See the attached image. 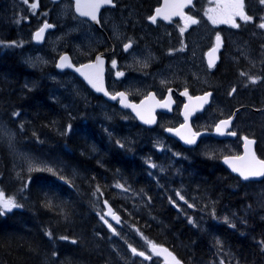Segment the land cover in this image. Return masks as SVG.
<instances>
[{
    "label": "trees",
    "instance_id": "16d2710c",
    "mask_svg": "<svg viewBox=\"0 0 264 264\" xmlns=\"http://www.w3.org/2000/svg\"><path fill=\"white\" fill-rule=\"evenodd\" d=\"M131 1L144 9L142 16L154 2ZM42 3V9L54 4L49 0H42ZM160 3L158 0V5ZM197 6L196 2L189 12L194 14L192 11H197ZM5 20L0 23V121L13 132L14 142L10 146L9 139L0 136V189L7 196H15L22 207L0 215V264H160L163 259L159 255L154 257L155 260H148V256L133 254L128 246L134 245L137 251H141L143 245L140 241L133 243L112 235L101 222L96 205L92 203L93 192L95 187L99 188L104 198L116 208V201L124 193L116 187V181L133 186L137 192L143 191L150 200L149 205L143 202L138 205L129 196V200L135 203L126 212L125 229L139 239L143 237L144 241L165 245L185 264H211V259L219 264L223 253L219 251L221 242L218 236L229 240L227 242L233 250L243 248L236 251L235 256L242 258L244 264L262 260L255 244L245 242L249 236L247 233L253 231L256 222L249 217L246 223L242 220L236 225L212 223V228L204 231L201 224L184 219L181 206L170 204L168 192H160L163 190L161 185L157 186L149 178V172H158L149 166L147 160L158 163V151L153 145L150 142L124 143L119 139L123 134L122 127L98 122V114L94 111L82 114L77 107H65V99L57 92L58 83L47 76L48 69L30 65L22 47L5 45L22 39L18 19L10 27ZM35 23L34 19L31 27ZM227 25L224 30L222 26L210 24L209 46L222 32L225 40L240 36L237 29V33L235 29L232 33L230 30L234 27ZM240 65V62L227 58L223 50L209 75L210 88L216 89L219 95L230 82H237L239 73L246 68L244 62L242 68ZM263 72L258 71L259 74ZM224 93L231 101L228 89ZM242 98L236 105L264 107L263 91L259 96L243 92ZM255 114L254 110L250 112L251 116ZM247 135L256 139L257 153L264 158L263 137L257 132ZM13 145L31 153L42 163L41 169L49 167L56 174L41 170L29 172L24 164L16 163ZM181 148L178 144V151ZM141 153H145L146 160L141 158ZM49 200L52 207L45 206ZM178 201L186 206L182 199L178 198ZM49 232L51 236L47 235ZM237 233L244 234L237 239Z\"/></svg>",
    "mask_w": 264,
    "mask_h": 264
},
{
    "label": "flooded vegetation",
    "instance_id": "af4514ba",
    "mask_svg": "<svg viewBox=\"0 0 264 264\" xmlns=\"http://www.w3.org/2000/svg\"><path fill=\"white\" fill-rule=\"evenodd\" d=\"M49 1L52 2L51 0ZM63 2L68 3L69 7H71L70 14L75 16H73L74 21L72 24L77 22L78 32L82 33L86 31V35L90 36L89 41L95 44L90 53L84 56H78V58H74L69 48L63 50V53L69 52L73 63L75 65H81L94 60L97 53L103 52L106 60V88L111 95L124 92L130 101L140 103L152 93L155 102L160 101L158 103V109L156 110L155 123L151 125L142 124L129 108H122L120 106V98L113 101L109 100L104 95L96 93L80 76L69 69L58 70L65 74H72L77 80L82 96H84L85 102L89 106L88 110L98 113V122L118 124L122 127L123 136H129L135 142H152L158 144V146L161 145V150L158 148V173L161 169L160 165H163V168H166L164 174L168 180L173 183H179L182 176L184 178L187 177V185L189 188H193V190L194 188L199 189V186L202 188V186L218 182L216 187L224 188L226 191H239L238 195H243V192L240 190L264 180V177L259 182L256 180H244L241 176L229 170L224 164V158L226 156H239L242 154L244 138L249 137L244 131L246 125L242 124L243 111L250 110L251 112L252 109L247 104L232 105V103H226L223 101L225 99L224 95H221V98H219L218 91L210 88L212 87V82L209 85L210 78L207 77V73L209 71V75L212 74V69L208 67L205 53L211 46L204 45L201 56L193 55L182 63L188 69L186 72L178 71L175 73L172 67L168 72L164 71L160 75L158 73V69L162 67V63L164 65L163 60L166 55L175 57L174 54H170L171 52L167 54L169 50L171 51L174 48L172 46L176 45V31L173 27L175 25H179L180 28L184 27L186 22L185 18L177 17L172 19L170 23H167L157 17V21L153 23L149 20V17L153 16L155 10L158 8V0H154L152 3L153 6L147 9L145 16H142L144 9H142L140 4L135 6L131 0H113L115 3L114 6H105L101 9V27H96L88 19L75 14L73 0H61L60 2L52 3L61 4ZM117 4L120 7L116 8ZM131 11L135 16H130ZM187 16H191L199 21L198 17L190 15L189 12L185 17ZM123 18L125 22H123V26L121 27L119 24L123 21ZM54 22L56 25L54 30L58 27L62 28L58 19ZM114 24L118 25L122 33L125 34L123 40H119L120 38L116 40L113 37L112 25ZM193 27H201L200 22L195 25L189 24L183 32V35L187 36L188 31ZM202 32H207V29H202ZM165 36L168 37L166 38ZM48 37L49 35L46 37V42ZM129 41H132V47L125 50L124 45ZM183 42L184 48H181L180 53L176 55L177 57L183 55L189 56L194 52V50H190V47L194 44L192 39L187 38ZM223 43L224 41L221 38L219 55L222 53ZM166 48L169 49L167 52ZM142 53L147 62L146 67H141L136 58V55L139 57ZM113 60L116 61L115 67L112 66ZM200 66L203 69H198ZM196 69L198 70L196 71ZM154 71L156 72L154 73ZM118 72H123L124 75L117 76ZM161 81L165 83L162 84ZM186 89L187 95L184 94ZM209 90L213 91L212 102L202 112H197L192 117L191 125L194 131H211L220 119L231 116L238 107L245 106L236 113L231 128L227 130L228 134L235 132L236 135L225 138L203 136L196 145L185 147L178 139L168 133V129H174L184 122L182 109L188 98H190L189 96L200 95ZM217 97L219 98L218 103L216 102ZM161 104H167L168 107H160ZM215 105H223L226 110L225 113L220 114L217 120H212L210 119V110ZM147 119H150V117ZM178 144L182 146L180 151L177 149ZM141 158L145 160V153H141ZM158 182H161L160 176H158ZM224 197L228 200L230 199L229 195ZM223 201L221 199L219 205L223 204ZM234 206L236 207V205ZM233 215L240 220L248 214L238 209ZM249 217L253 222H256L257 228L260 227L264 230V207L261 209H253L251 214L246 218ZM242 234L244 233H237L236 238L238 239V236ZM247 235L250 236V233H247ZM250 237L253 236L251 235ZM245 242L255 244V249L260 252L262 259L258 261L256 259V262H259L258 264H264V243L257 237L254 239L248 238ZM242 250L243 248L240 247L236 251Z\"/></svg>",
    "mask_w": 264,
    "mask_h": 264
},
{
    "label": "rangeland",
    "instance_id": "374dc122",
    "mask_svg": "<svg viewBox=\"0 0 264 264\" xmlns=\"http://www.w3.org/2000/svg\"><path fill=\"white\" fill-rule=\"evenodd\" d=\"M196 1L198 9H196L197 11H192L194 14L191 13L190 15L199 18L201 27H193L188 31L187 36L181 33V28L179 25H175L173 27V29L176 31L177 46L173 45L172 47L174 48L171 51L166 48V52L167 50H169L167 54L171 52L170 54H174L175 57L173 58L167 55L164 57V65L162 63V67L158 69L159 75L160 73L163 74L164 71L168 72V70H170L172 67L174 68L173 70L175 71V73L178 71L186 72L188 69L182 63H184V61H187L188 58H191V56L193 55L201 56L203 54L204 45L207 44V46H209L208 33L210 31L209 26L212 21L208 18V16L212 15L217 19L226 18V13L228 11L227 6L231 3V0ZM32 4H36L37 7L33 9ZM43 5L44 3H42V0H27V2H25V0H0V11L4 12H0V23H2V20L5 18L6 20L4 21V23H6L8 27H10L13 23H15V19L17 18L18 22L20 23L18 25V29H20V31L22 30V32L19 31L20 35L22 34V39L20 40V42H9L5 45H18L22 47L25 52L24 57H26L30 65L40 67L43 70L48 69L47 76L53 82L55 81L56 83H58L57 92L58 94H60V97L65 99L64 106H69L71 109H75L77 107V109H80L83 114V112L88 111L89 106H87L85 98L84 96H82L79 83L72 76V74L59 72L55 67V63L58 56L63 53V50L65 49L69 48L74 58H78V56H84L85 54L90 53L95 44L89 41L90 36L86 35V31L82 33L78 32L77 22L75 24H72L75 16L70 14L71 7H69L68 3L63 2L61 4H51L48 5V7L45 9H42ZM245 11L248 15L253 16L254 20L245 23L237 17L236 22L240 24V27H234L230 30L232 33L234 29L235 33H237L238 30L240 32V36H232V38H230L229 40H225L223 36L224 33H221L222 39L224 41L222 51L224 50V54L226 55V57L234 60L235 62H240L241 68L243 67V62L246 64V68L244 67V71L242 73H246L247 75H241V73H239L237 82H230L225 86V88L222 89V93L218 95L219 98H221V95H224L225 97L226 95L224 92L228 89L229 96L232 100L230 101L225 97L223 101L230 104L232 103V105H235L236 103L243 100V92L245 94H256V96H259L260 91L264 92V72L261 74L258 73L259 70H264V29H260L257 26L261 22L260 18L264 17V5H261L258 0H245ZM206 13L208 14L206 15ZM7 14L9 16H15L16 18L12 19L7 16ZM3 16L5 17L2 19ZM130 16L133 17L135 16V14L131 11ZM201 16L203 21L201 19ZM34 19L36 20V23L33 27H31V22L34 23ZM57 19L59 21V24L62 25V28L58 27L56 30L49 32L47 34L49 35L47 42L45 41L42 45L36 44L33 41L34 31L41 27V25L45 21L49 20L50 22L55 24L54 21H56ZM135 21L137 20L135 19ZM123 22H125L124 18L123 21H121L119 24L121 27L123 26ZM24 23L26 25H24ZM214 25H217L219 27L222 26L224 30H226L224 26H229L226 23H216ZM112 28L113 37L116 40H118V38H120L119 40H123L125 34L122 33L121 28L116 24L112 25ZM25 29L26 31H23ZM202 29H207V32H202ZM19 32H17V34H19ZM224 32H226L227 34L229 31ZM232 33L229 32V34ZM245 34H248L245 39L240 38ZM165 37L167 38L168 36ZM187 38L193 40L194 44L190 47V50H194V52H192L189 56L183 55L181 57H177L176 55L180 53L181 48H184L183 40L185 41ZM29 40H31V42H29ZM136 58L138 59L139 65L141 67H145L144 65L147 64V62L144 54L142 53L141 55H139V57H137L136 55ZM165 65H167L168 67ZM198 69L203 68L202 66H200ZM198 69H196V71ZM155 72L156 71H154V73ZM204 72L207 73L206 70H204ZM207 77L210 78L209 71L207 73ZM249 77H257L258 79L256 83H251ZM210 82L211 81L209 79V85H211ZM232 89H235V92H232ZM218 97L216 98L217 103L219 100ZM247 97L248 95L245 96V98ZM225 110V106L223 105L212 106L210 110V119L217 120L220 114L225 113ZM94 113L98 114L96 111H94ZM93 116L95 115L92 113L91 117L93 118ZM242 124L246 125V127L244 128L246 135L249 132H257L260 136L263 137V145L261 146V148L264 150V114H255V116H251L250 110L243 111ZM0 128L5 129L9 133L8 136L4 137H7L9 139L11 146L14 142L12 141L13 132L9 130L6 125L2 123V121H0ZM119 139H122L124 143L134 142V139L130 138L129 136L124 137L123 134L121 135V138L119 137ZM150 143L157 151L158 148L161 150V145L158 146V144L152 142ZM13 148L16 155V163L24 164L26 169H28L29 163H31L37 169H41L42 163L36 160L31 155V153L23 151L19 146L13 145ZM146 159L147 156L145 160ZM147 160L151 168L158 169V163H155L149 159ZM152 165H156V167H153ZM160 168L161 169L159 170V173L149 172V178L152 179V181H154L158 186V176H160L161 182L159 183L163 190L159 191H167V201L173 206L179 204L182 208L184 219H188L190 223L193 224H201V227L203 228L202 230L204 231H208L209 228L211 229L212 223H225L228 226L236 225L238 222L241 223L242 220L243 223H246V217L251 214L253 209H261L262 207H264V180H262L261 183L258 181L259 183H254L253 185H249L243 190H240L243 192V195H238L239 191H226V189L224 188L221 189L219 187H216L218 185V182L210 183V185L202 186V188L199 186L200 190L198 188H194L193 190V188H189V186L187 185V177L184 178L182 176L179 183H173L165 177L164 172L166 171V168H163V165H160ZM117 184H121L124 186L123 188L117 187L124 193L116 201V210L114 209L115 212L122 216L120 218L121 224L119 226H116L108 219L106 214V207L104 206V202L107 201V199L104 198L105 196L101 194V192L97 191V188L95 187V190L93 192L94 199L92 200V203L96 205V212L100 220L101 216H104L108 223L112 225V228L115 229L114 233L112 229L108 227V224H106L104 220H101L103 225H106L110 229L112 235L120 236L126 241H132L133 243L140 241V243L143 245L141 251L147 254L148 260L154 259V257L158 255V252L152 248L151 244L153 243L148 240L144 241L143 237L139 239L135 234L130 233L125 229V217L129 206H132V203L135 202L138 205L141 204V202H143L144 204L148 203L149 205L150 200L147 194H145L143 191L137 192L136 190H134L133 186H127L124 182L121 181H116L115 185ZM183 190H186V192H184ZM226 195H229V200L224 197ZM129 196H132L135 202L130 201ZM181 196H183L184 199L182 200L184 201L186 206H183L179 203L178 198H180ZM221 199H223L224 201L223 204L219 205ZM232 204L236 205V207ZM238 209L243 210L248 215H246L245 218L240 217L241 219L239 220L235 215H233L236 211H238ZM247 222H250V219L247 220ZM253 227V231L249 232L253 235V237H247L249 239H254L255 237H257L262 242H264V230L260 227L257 228L256 225ZM209 232L212 233L211 230ZM209 232L208 235H211ZM217 239L221 242H218L220 245L219 251L223 253L219 264H221V262H223V264H244L242 258L235 256L238 254V252L232 249L231 244H228L227 241L229 240L226 241L221 236H218ZM141 240H143L144 243L141 242ZM128 247L130 251L135 248L134 245H129ZM210 262L211 264H215L214 259H211ZM160 264L165 263L161 261Z\"/></svg>",
    "mask_w": 264,
    "mask_h": 264
},
{
    "label": "snow or ice",
    "instance_id": "6c2138e0",
    "mask_svg": "<svg viewBox=\"0 0 264 264\" xmlns=\"http://www.w3.org/2000/svg\"><path fill=\"white\" fill-rule=\"evenodd\" d=\"M25 2H27V0H25ZM258 2L261 5H264V0H258ZM112 3H113V0H86V2H85V0H76L75 10L77 13L80 14V16L89 17L91 20L99 23V20L97 17V12L99 11L100 7L103 5H111ZM191 3H192V0H183L182 3L177 5V7L180 9H183L185 6H187ZM36 7H37L36 4H32L33 9H35ZM227 8H228V11L226 13V18L217 19V18L213 17L212 15H209L208 18L212 21L213 24L226 23V24H231V26L235 27V28L240 27V24H238L236 22L237 17L240 20L244 21L245 23L254 20V17L251 15H248L247 12L245 11V0H231V3L227 6ZM207 14L208 13H206V15ZM171 15H180V16L185 18V21H186L185 26L180 29L182 34L185 31V29L188 27L189 24L195 25V24L199 23V21L197 19H195L191 16L185 17L184 13L182 11L172 12ZM171 15L165 14L162 11V9L158 8V9H156V14L153 16H150L149 20H151L153 23H155L157 21L158 16H163V18L167 20V19H171ZM260 19H261V22L257 26L260 29H264V17H261ZM51 27H53V26L45 23L44 26L41 27L35 33L34 38L38 41L41 40L43 38V33H44L45 29L51 28ZM216 40H217V45L209 53L210 57L212 56L213 53H215L218 50V48L220 46V42H221V37L219 35H217ZM131 47H132V41H129L128 43H126L124 45L125 50H128ZM96 62H97V65H101V66L103 65V60L101 59L100 56L96 57ZM94 66L95 65H91V64L90 65H82L81 68H77L76 71L80 72L81 75H83L84 78L88 81V83L91 84L92 87L96 89V91L104 92V94L106 96L110 95L101 85L97 84L96 80L94 79V77L92 75H89L88 73H85L82 71L83 68H92ZM112 66L113 67L116 66L115 60L112 61ZM144 66L146 67L147 64H145ZM208 66L214 67L215 66V60L210 58ZM57 67L65 68V67H73V65H72L69 57L67 55H63V56H61L60 63L57 65ZM123 75H124L123 72L117 73V76H123ZM241 75H247V74L241 73ZM257 79H258L257 77H249V80L251 83H256ZM161 83L163 84L165 82L161 81ZM232 92H235V89H232ZM184 94L187 95V89L185 90ZM210 96H211V93H205V95L203 97L197 98V99L202 101L201 107L203 106V104L208 103V98ZM118 97L121 98L120 103L124 107H130L134 111H136V105H133L131 103H126V100H127V94L126 93L120 92V93H117L115 95L110 96V98L113 100H116ZM190 99H191V97H190ZM160 107H168V105L167 104H161ZM14 115H18V114H14ZM137 115L138 116L140 115V113L138 111H137ZM140 118L142 120H144V123H146V124L155 123L154 118L153 119H144L143 116H141ZM185 119L187 120V115H186ZM229 124H230V120L221 121L220 124L217 125L216 131L218 133L223 134L224 128H226ZM69 128H70V126H69ZM169 131H171V129H169ZM229 134L233 135V136L236 135L235 132H231ZM8 135H9V133L5 129L0 128V136H8ZM198 135H199V133H191L190 137H182V139H185V142L188 144H194L196 142L195 138ZM244 139L246 141V146L248 144H254L255 143V141L249 140L247 137H245ZM117 143H119V141ZM121 146H123V145H121ZM252 158L255 161V166H250L246 169H241V168L232 166L233 171L239 172L240 176L243 177L244 180H248L250 178H256V177H264V160H257L254 153H253ZM237 159H240V158H237ZM225 162L229 163V158L226 157ZM152 166L156 167V165H152ZM35 170L48 171V172H53L54 174H56L52 168L45 167L43 169H37L31 163H29L28 171L32 172ZM60 179H64V177L60 176ZM25 187H27V185H25ZM116 187L123 188L124 186L121 184H117ZM97 191H99V188H97ZM178 195H179V193H178ZM180 199H184L183 196H181ZM105 203L107 204V201H105ZM45 206L46 207H52L53 206L52 201L49 200ZM20 207H22V205L17 203L15 196H6L4 191L2 189H0V215L5 214L6 212H11L13 209L20 208ZM108 215H111L112 218L114 220H116L117 223L120 222L119 217L117 215H115V213L112 212L111 208H109ZM225 219H227V218H225ZM101 220H104V222L106 224H108V227L110 229H112V231L115 233V229L112 228V225L108 223V221L104 218V216H101ZM47 235L51 236V232L47 233ZM61 239H68V237H61ZM73 243H75V241H73ZM262 243H264V242H262ZM152 247L155 249L157 246L152 245ZM163 251L167 252V249H163ZM132 252H133V254H138L140 256L145 255L143 252L137 253V250L135 248L132 249ZM169 255L171 256V253H169ZM172 259L174 261V264H181V262L178 259H176L174 256L172 257ZM221 264H223V262H221Z\"/></svg>",
    "mask_w": 264,
    "mask_h": 264
},
{
    "label": "water",
    "instance_id": "95a60500",
    "mask_svg": "<svg viewBox=\"0 0 264 264\" xmlns=\"http://www.w3.org/2000/svg\"><path fill=\"white\" fill-rule=\"evenodd\" d=\"M52 2L54 3H57V2H60L61 0H51ZM194 1L195 0H192V3L185 6L183 9H180L177 7V5H179L180 3L183 2V0H161V3L160 5H158V8L159 9H162V11L165 13V14H168V15H171L172 12H179V11H182L184 13V16L187 15V9L189 7H192L194 5ZM74 2V12L76 15H78L79 17H82V18H86L88 19L94 26L96 27H101L100 26V12H101V9L104 8L105 6H114L115 3L113 2L111 5H103L100 7L99 11L97 12V17H98V20H99V23H97L96 21H93L91 20L89 17H84V16H80L79 13L76 12L75 10V2L76 0H73ZM86 2V0H85ZM157 8V9H158ZM156 14V10L154 12L153 15ZM184 18L180 15H171V19H164L163 16H158V19H161L167 23H170V21L174 18ZM47 23V24H50L52 25L53 27L51 28H47L45 29L44 33H43V38L41 40H36L34 37H35V33L41 28L44 26V24ZM41 27H39L37 30L34 31L33 33V41L38 44V45H42L45 40H46V37H47V34L49 31H52L56 28V25L50 21H45ZM217 45V40H216V43L211 46L205 53V57H206V61H207V64L209 63V59H214L215 60V66L217 65L218 61H219V49H220V46L218 48V50L212 54V56L210 57L209 53L211 52V50L216 47ZM63 55H67L73 65V67H65V68H59L57 67V65L60 63V58L61 56ZM97 56H100L101 59L103 60V65H97V62H96V57ZM105 57H104V53L103 52H99L96 54L94 60L92 61H89V62H86V63H83L81 65H75L72 61V58H71V55L69 52H64L62 54L59 55L58 59H57V63H56V68L57 70H64V69H69L70 71L74 72L76 75L80 76L96 93L98 94H102L104 95L107 99L109 100H112L110 98L111 94L109 93V91L107 90L106 88V82H105ZM95 65L94 67L92 68H83L82 71L85 72V73H88L89 75H92L94 77V79L96 80L97 84L98 85H101L110 95L106 96L104 94V92H98L96 91L95 88L92 87L91 84L88 83V81L84 78L83 75H81L80 72H77L76 69L77 68H81L82 65ZM214 66V67H215ZM214 67H210L211 69L214 68ZM102 69V70H101ZM205 93H211V96L208 98V103L206 104H203V106L201 107V103L202 101L197 99L198 97H203L205 95ZM203 94H200V95H196V96H189L191 97L188 98L186 104L184 105L183 109H182V116L184 118V122L179 125L178 127L174 128V129H171V131H169L168 129V133L175 137L176 139H178L180 141V143L187 147V146H194L198 143V141L203 137V136H213V137H217V138H225V137H230V136H233V135H230L227 133V130L231 128L232 126V122L236 116V113L238 111H240L241 109H243L245 106H241V107H238L234 113L229 116V117H226V118H222L220 119L213 130L209 131V130H205V131H201V132H195L192 125H191V120H192V117L197 113V112H202L211 102H212V93L213 91L212 90H209L207 92H205ZM119 98V97H118ZM121 99V98H120ZM158 102H155V100L153 99L152 97V93L150 95H148L146 98H144L140 103H134L132 101H130L127 97V100H126V103H131L133 105H136V111H134L132 108L130 107H124L121 103H120V106L122 108H129L132 113L136 116V118L138 119V121L142 124H146L144 123V120H142L140 117L143 116L144 119H147L148 117H150V119H153L156 120V110L158 109ZM187 106V107H186ZM255 111H264V108H253ZM137 111L140 113V115L138 116L137 115ZM187 115V120L185 119ZM148 116V117H147ZM224 120H230V124L224 128V132L223 134L221 133H218L216 131V127L218 124H220L221 121H224ZM151 125V124H150ZM191 133H199L198 136H196V142L194 144H188L185 142V139H182V137H190L191 136ZM249 140H253L255 141V139L251 138V137H247ZM256 141L254 144H248L246 146V141L244 139V145H243V152L242 154H240L239 156H226L227 158H229V163H226L225 162V158H224V164L225 166L231 170L233 173L237 174L240 176L239 172H236V171H233V167L232 166H235V167H238V168H241V169H246L250 166H255V161L253 160L252 156H253V153L256 157L257 160H264L263 158H261L258 154H257V151H256ZM237 158H240V159H237ZM243 178V177H242ZM263 177H256V178H250L248 180H256V181H259V180H262ZM104 206L106 207V214H107V217L108 219L116 226H119L121 224V220L119 223L116 222V220H114L112 218L111 215H108V212H109V208H111L112 212L115 213V215H117L119 217V219L121 218V215H119L117 212H115L114 210V207L111 205L110 202L107 201V204L104 202ZM157 247L155 248V250L158 252V254L163 258L165 264H174V261L172 259V257L174 256L176 259H178L181 264H185L184 262H182V260H180L177 255L170 251L168 249V247H166L165 245H156ZM154 249V248H153ZM163 249H167V252L163 251ZM169 253H171V256L169 255ZM145 254V253H144ZM145 256V255H144ZM143 256V257H144Z\"/></svg>",
    "mask_w": 264,
    "mask_h": 264
},
{
    "label": "bare ground",
    "instance_id": "6f19581e",
    "mask_svg": "<svg viewBox=\"0 0 264 264\" xmlns=\"http://www.w3.org/2000/svg\"><path fill=\"white\" fill-rule=\"evenodd\" d=\"M241 49V48H240ZM175 161V160H174ZM182 166V165H181ZM159 167V166H158ZM191 197V196H190ZM116 210V209H115ZM122 217V216H121Z\"/></svg>",
    "mask_w": 264,
    "mask_h": 264
}]
</instances>
